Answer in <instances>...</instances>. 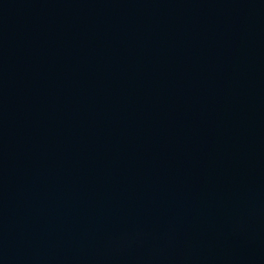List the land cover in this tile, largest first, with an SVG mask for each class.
Segmentation results:
<instances>
[{
    "label": "water",
    "instance_id": "1",
    "mask_svg": "<svg viewBox=\"0 0 264 264\" xmlns=\"http://www.w3.org/2000/svg\"><path fill=\"white\" fill-rule=\"evenodd\" d=\"M0 264H264V59L0 84Z\"/></svg>",
    "mask_w": 264,
    "mask_h": 264
}]
</instances>
